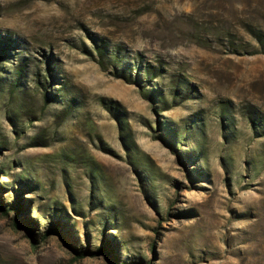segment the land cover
Returning <instances> with one entry per match:
<instances>
[{"label": "rangeland", "instance_id": "obj_1", "mask_svg": "<svg viewBox=\"0 0 264 264\" xmlns=\"http://www.w3.org/2000/svg\"><path fill=\"white\" fill-rule=\"evenodd\" d=\"M0 264H264V0H0Z\"/></svg>", "mask_w": 264, "mask_h": 264}, {"label": "trees", "instance_id": "obj_2", "mask_svg": "<svg viewBox=\"0 0 264 264\" xmlns=\"http://www.w3.org/2000/svg\"><path fill=\"white\" fill-rule=\"evenodd\" d=\"M18 209H19V205H18L17 202H15V203H12L9 207H7L6 210H14V211H18ZM74 251H75V250H74ZM75 253H76V255H77L78 257H83V256H85V255H86L85 253L90 254V255H97V253H102V254H104V255H108V252H107L106 248H104V247H101V248L99 249V252H97V253H95V252H90V251H83V250H79V249L76 250Z\"/></svg>", "mask_w": 264, "mask_h": 264}]
</instances>
